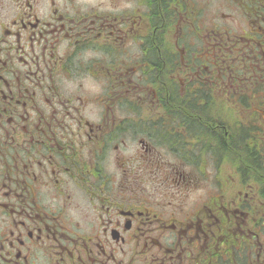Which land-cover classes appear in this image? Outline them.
I'll return each instance as SVG.
<instances>
[{"label":"flooded vegetation","instance_id":"af4514ba","mask_svg":"<svg viewBox=\"0 0 264 264\" xmlns=\"http://www.w3.org/2000/svg\"><path fill=\"white\" fill-rule=\"evenodd\" d=\"M0 264H264V0H0Z\"/></svg>","mask_w":264,"mask_h":264}]
</instances>
